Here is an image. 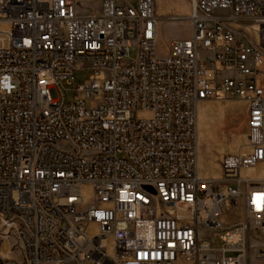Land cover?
Listing matches in <instances>:
<instances>
[{
  "label": "built area",
  "instance_id": "2783aa9c",
  "mask_svg": "<svg viewBox=\"0 0 264 264\" xmlns=\"http://www.w3.org/2000/svg\"><path fill=\"white\" fill-rule=\"evenodd\" d=\"M89 2L0 0V264L264 260V0H190L167 53L155 0ZM222 98L246 149L204 176L198 107Z\"/></svg>",
  "mask_w": 264,
  "mask_h": 264
},
{
  "label": "rangeland",
  "instance_id": "374dc122",
  "mask_svg": "<svg viewBox=\"0 0 264 264\" xmlns=\"http://www.w3.org/2000/svg\"><path fill=\"white\" fill-rule=\"evenodd\" d=\"M190 0H155L156 48L160 53H167L169 43L173 39H185L191 34L189 21ZM84 9L98 10V2H89ZM215 13L225 14L226 11L215 10ZM2 30V29H1ZM136 49L131 48L125 59H134ZM89 70H77L74 74V84H83L90 75ZM60 101L72 102L75 93L73 86L67 81L57 85ZM139 116H146L140 114ZM247 114L242 101L235 98L211 99L199 104L198 107V140H199V168L204 176H216L219 173L221 158L229 153L246 149ZM264 176V172H258ZM89 189V188H87ZM244 219V215L237 210L232 211L225 218V224L232 226ZM93 227H91L92 229ZM222 234V233H221ZM260 236L255 234L254 239ZM250 240L249 243H251ZM221 238L213 237L212 245L219 247ZM235 253H228L234 255ZM192 261L180 260L178 264H192ZM74 264V263H68ZM247 264H264V260L255 257L254 248L249 246Z\"/></svg>",
  "mask_w": 264,
  "mask_h": 264
}]
</instances>
